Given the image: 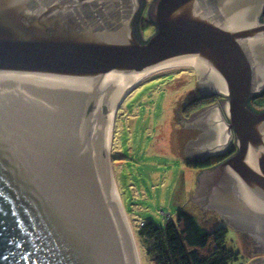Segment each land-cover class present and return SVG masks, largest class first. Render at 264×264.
Listing matches in <instances>:
<instances>
[{
	"label": "water",
	"instance_id": "obj_1",
	"mask_svg": "<svg viewBox=\"0 0 264 264\" xmlns=\"http://www.w3.org/2000/svg\"><path fill=\"white\" fill-rule=\"evenodd\" d=\"M145 4L0 0V264H135L109 175L110 108L127 74L180 62L224 97L189 118L207 129L186 153L237 147L202 170L197 198L248 215L264 238V111L248 105L264 86V0H153L144 42Z\"/></svg>",
	"mask_w": 264,
	"mask_h": 264
},
{
	"label": "rangeland",
	"instance_id": "obj_2",
	"mask_svg": "<svg viewBox=\"0 0 264 264\" xmlns=\"http://www.w3.org/2000/svg\"><path fill=\"white\" fill-rule=\"evenodd\" d=\"M153 31L154 24L147 21L146 14L141 26L142 35L147 39ZM205 83L203 70L190 64H174L144 76L117 108L108 152L109 175L120 196L138 264H155L137 233L142 219L163 225L166 218L175 217L177 211L184 208L209 229L227 226L219 213L204 211L205 204L197 198L202 170L185 163L184 151L186 143L197 139L199 132L194 135L189 131L191 122L182 119L185 124L182 128L178 122L184 116L196 119L198 112L189 116L184 107L203 95L199 86L205 91ZM257 103L264 105V96ZM220 111L226 121L223 105ZM119 153L126 157L122 158ZM226 240L228 247L239 253L238 260L232 264L255 261L250 262V250L253 245L257 247L254 233L247 231L243 238L228 227Z\"/></svg>",
	"mask_w": 264,
	"mask_h": 264
},
{
	"label": "trees",
	"instance_id": "obj_3",
	"mask_svg": "<svg viewBox=\"0 0 264 264\" xmlns=\"http://www.w3.org/2000/svg\"><path fill=\"white\" fill-rule=\"evenodd\" d=\"M138 37L145 42L142 32H138ZM213 97L199 96L187 104L184 110L190 114L212 103L218 96ZM235 150V145H232L228 155ZM119 154L122 158L126 157L123 153ZM224 157H208L196 162L187 160L185 163L199 170L210 169L214 163L224 160ZM166 219L163 225L142 219L137 229L147 254L155 264H232L238 260L239 253L227 245V226L209 229L184 208L179 209L175 217Z\"/></svg>",
	"mask_w": 264,
	"mask_h": 264
},
{
	"label": "flooded vegetation",
	"instance_id": "obj_4",
	"mask_svg": "<svg viewBox=\"0 0 264 264\" xmlns=\"http://www.w3.org/2000/svg\"><path fill=\"white\" fill-rule=\"evenodd\" d=\"M95 7V6H97V8H92V7ZM92 7H88L87 9H86V11L87 12H89V14L92 16V17H94L95 19L96 18H100V20H101V17H102V15H100V14H102V13H100L99 12V9H100V7L95 3V4H93L92 5ZM121 12V11H120ZM140 13H142V15H143V9H142V11L140 12ZM145 15H146V12H145ZM260 18H261V20H262V22H264V12L261 14V16H260ZM142 23H143V18H141L140 19V22H139V24L137 23V29H138V32H140V27L142 26ZM141 24V25H140ZM150 38V37H149ZM149 38H147V39H145V38H143V40H148ZM264 66V63H262L261 62V67H263ZM262 74V76H261V80H264V71H259V75H261ZM211 88L210 87H208V86H205V91L203 90V88H202V86H199V90H201V92L200 93H203V95L204 96H214L213 98H215V96H218L217 98H216V100H214L212 103H207V104H205V105H203L200 109H196L195 111H193L192 113H190L189 114V116H191V115H194V113H196V112H199V113H201L202 111H204L205 109H207V108H210L211 106H214L215 107V105L217 104V103H219V101H221V100H224V97L222 96V95H219V94H215V93H213L212 92V90H210ZM261 89H262V91L259 93V94H257V95H254V96H252L249 100H248V105L253 109V110H256V111H258V112H262V111H264V105H262V106H260L258 103H257V101L258 100H260L263 96H264V86L263 87H261ZM220 106H221V103H220ZM213 108H211V109H207V110H205V111H211ZM204 111V112H205ZM183 116V115H182ZM184 118V119H183ZM182 119L185 121V122H191L192 120L190 119L189 120V118L188 117H182L180 120H178V122H179V124H180V127L182 128L183 126H185V124H184V122H182ZM197 125L198 126H195V127H192L191 125L189 126V131H192V132H194L193 134L194 135H196L195 134V132H199V134L197 133V136L199 137V138H201L202 136H203V138H205L204 137V134L202 135V132H204L206 129H207V124L206 123H204L203 121H198L197 122ZM209 127L211 126V125H208ZM206 128V129H205ZM202 131V132H201ZM189 135V134H188ZM227 144V143H226ZM232 145H235V147H236V144H235V139L233 138L232 140H231V142L227 145V147H225L224 149H214L213 151H211V152H208V153H206V151H204L203 153H198V155L196 156V154L197 153H195L194 155L195 156H192V155H190V154H187L186 153V151H184V155H185V158H184V160L185 161H201V160H204V159H206V158H208V157H224V156H226V157H224V160H222V161H220V162H216V163H214L213 164V166H211L210 168H213V167H215V166H217V165H219L221 162H223V161H225L226 159H228L231 155H233L235 152H236V150H235V152L234 153H232V154H230V155H228L229 154V151H230V148H231V146ZM218 148V147H217ZM236 149H237V147H236ZM183 160V161H184ZM205 169V168H204ZM204 169H202V170H204ZM204 201H205V206H206V209L204 210V211H208V210H210L211 212H215V213H219L220 215H218L222 220H223V222H224V224H226L229 228L231 227L232 229H234L235 231H237L238 233H239V235L241 236V237H243L244 238V236L247 234V231H248V229H247V227L250 225L249 224V218H248V215L246 216L245 215V222H243V220H238V219H236V218H232V216H230V217H228V218H225V217H223L222 216V214H223V212H226L225 210H223V209H221V208H218V206H217V204L216 203H208L207 201H206V199L205 198H202ZM221 211V212H220ZM223 211V212H222ZM228 212H226V214H227ZM228 220V221H227ZM229 220H231L230 222H229ZM243 222V223H242ZM245 223V224H244ZM242 226H244L245 228H246V230L245 229H243V227ZM249 232V231H248ZM256 235V234H255ZM256 237H257V241H258V244H259V246H255V245H253V249L252 250H250V257L252 258H254V259H251L250 258V262L252 261V260H255L254 262H256V263H259L260 261H262V263H263V261H264V238H260V236H257L256 235ZM249 242V241H248ZM257 256V257H256ZM249 262V263H250ZM252 263V262H251Z\"/></svg>",
	"mask_w": 264,
	"mask_h": 264
},
{
	"label": "bare ground",
	"instance_id": "obj_5",
	"mask_svg": "<svg viewBox=\"0 0 264 264\" xmlns=\"http://www.w3.org/2000/svg\"><path fill=\"white\" fill-rule=\"evenodd\" d=\"M152 1L153 0H151V1L146 0V4H145V6L143 8V15L145 16V12H146V14H147V21H151L150 18H149V15H148V10H149V7H150ZM143 15L141 13L140 19L144 17ZM152 23L154 24V31H153V34H154L156 32V30H157V26H156V24L154 22H152ZM140 31H141V27H140ZM181 63L182 64H190V65H193V66H195L196 68H198L200 70H203L202 66L195 65V64H193L191 62H180V63H175V64H181ZM171 65H174V64L165 65V66H161V67H157V68H150V69H147V70H144V71L127 74L125 76L124 81H123V84L120 87V89L118 90V93H117V95L115 97L114 104L110 108L111 125H110V129H109V133H108L107 149L110 148V142H111V139H112V133H113V128H114L115 114H116L117 108L122 103L123 98L127 95V93L130 92V90L134 87V85H136L137 83H140V81L144 78V76H146L147 74H150V72H153V71L158 70L160 68L168 67V66H171ZM111 182H112V185L114 187L116 202L118 203V207H119V209L121 211V214H122L123 219H125L124 218V212L122 211L123 208L121 206L120 196L118 195V191H117L115 182H114L113 179H111ZM128 233L130 235L129 230H128ZM130 241H131V244H132V249H133L135 264H138V257L136 255V251H135L136 248H135V244L133 242V239H132L131 235H130Z\"/></svg>",
	"mask_w": 264,
	"mask_h": 264
}]
</instances>
